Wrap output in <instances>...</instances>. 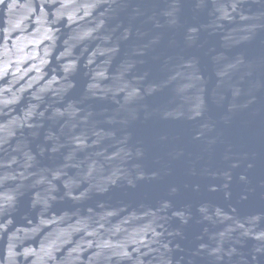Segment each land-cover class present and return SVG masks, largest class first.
<instances>
[{
    "label": "water",
    "instance_id": "95a60500",
    "mask_svg": "<svg viewBox=\"0 0 264 264\" xmlns=\"http://www.w3.org/2000/svg\"><path fill=\"white\" fill-rule=\"evenodd\" d=\"M0 264H264V0H0Z\"/></svg>",
    "mask_w": 264,
    "mask_h": 264
}]
</instances>
